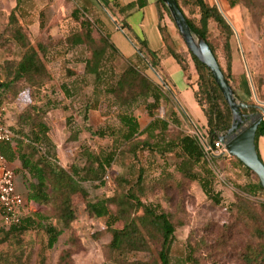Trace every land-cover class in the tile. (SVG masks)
<instances>
[{
    "label": "rangeland",
    "instance_id": "1",
    "mask_svg": "<svg viewBox=\"0 0 264 264\" xmlns=\"http://www.w3.org/2000/svg\"><path fill=\"white\" fill-rule=\"evenodd\" d=\"M206 1L216 4L232 28V82L240 100L255 108V112L244 110L243 113L264 116V0H242L241 4L235 6L238 19L233 17L232 10L224 11L219 0ZM16 4L15 17L28 43L33 47L40 43L44 50L40 58L48 72V79L42 87L29 89L33 104L43 114L44 124L46 117L49 152L54 154L57 163L68 168L76 157L74 164L81 167L84 157L80 154L88 152L104 155L114 151L107 175L134 182L142 168L147 188L142 200L158 203L171 214L175 225L171 264H182L189 256L187 243L195 246V257L200 264H243L241 254L244 247L252 242L251 230L254 224L250 217L237 213L232 204L236 194L243 196L247 212L257 218L258 225L264 227V213L258 209L259 204H264V195L247 193V189L258 182L257 177V181L254 177L256 175L227 154L208 160V166L202 165V168L212 173L213 192L221 198L219 205L206 200L197 183H186L182 190L174 186L165 192L160 190L154 184L160 170L165 164L166 172H171L180 159L174 153H168L164 158L148 151H137L131 155L128 144L121 138L122 128L115 119L117 112L127 106L121 109L104 92L106 85L114 82L128 66H133L159 89V102L150 112L145 107L146 102H153L150 97L145 103L139 101L129 106L140 130H143L149 118H153L151 115L169 123L175 119L178 124H169V134L189 135L196 137L200 144H207V128L201 130L196 120H204V116L193 98L196 74L189 56L186 55V59L190 71H182L186 85L181 99L165 86L159 70L151 68L149 61L138 55V48L133 52L130 42L111 33L117 23L114 13L99 0H18L17 3L16 0H0V33L5 29L8 15ZM180 7L186 18L192 20L194 15L189 9L181 4ZM163 18L168 25L166 30L169 36L171 33L176 42V49L185 54L187 49L173 22L165 15ZM83 26L90 30L93 48L104 51L100 68L101 83L96 81L94 74L85 73V61L89 58L87 45L71 46L67 42L72 36L82 34ZM210 42L219 66L226 72L221 42L216 33H212ZM135 43L137 47L138 42ZM144 51L149 52L145 46ZM22 53L23 49L6 36V43L0 46V83L6 78L4 64L19 61ZM27 88L23 83H13L7 90L0 92V112L5 125L10 128L19 129L16 125L17 116L30 102ZM22 130L27 132L26 128ZM100 130L106 132L105 137L97 135ZM155 140L153 138L151 142ZM256 145L264 162V137L258 138ZM42 149L45 150V146ZM99 184V181L82 183L88 200L112 195V186ZM15 188L17 193L23 192L21 178L17 175ZM72 204L74 220L67 228L53 220L51 207L33 205L27 208L50 218L48 222L62 231L54 247L45 255L44 264H113L106 250L109 241L105 231L106 220L89 216L79 194L72 196ZM114 227H119V224ZM225 230L229 231L225 234ZM40 251L35 245L29 247L26 253L30 257L26 264L41 263L40 259L39 263L37 260ZM148 257V254H137L131 258L146 261Z\"/></svg>",
    "mask_w": 264,
    "mask_h": 264
},
{
    "label": "trees",
    "instance_id": "2",
    "mask_svg": "<svg viewBox=\"0 0 264 264\" xmlns=\"http://www.w3.org/2000/svg\"><path fill=\"white\" fill-rule=\"evenodd\" d=\"M241 1L227 0V3L230 8H234L239 3L241 4ZM17 2L18 0H16ZM99 2L105 8H109L105 0H99ZM175 2L179 6L181 4L183 7H187L189 12L194 15L192 20L185 17L189 28L207 43L217 60L215 49L210 42L212 33H216L221 42V51L226 64V72L219 66L220 70L234 96L241 101L230 73V41L233 36L231 26L217 6L209 4L206 0H175ZM156 4L160 20L165 15L172 23L162 3L156 0ZM17 5L9 13L7 25L0 33V46L6 43V36H8L23 49V53L19 61L4 64L6 78L0 83V92L7 90L13 83H23L29 90L30 102L16 119L19 129L8 127L13 135L10 144H14L15 153L3 152V157L7 162L12 160L19 162V167L12 170L15 179L16 175L21 178L23 192L20 193L21 195L18 194L23 199L24 213L16 224L7 228L0 227V264H26L30 257L26 252L32 245H35L38 250H42L38 254L37 260L39 263L40 259L41 263L39 264H44L45 255L54 247L62 231L48 222L50 218L40 216L36 211L27 209L28 205L33 202L41 207H51L53 220L67 228L74 220L72 196L76 194L81 196L89 216L106 220L105 231L109 235L106 250L109 254L108 259L113 264H171L175 225L171 214L158 203H146L142 200L147 190L144 185L142 168L139 170L136 180L130 182L121 177L107 175L111 169L114 151L104 155L79 153L81 157H84L83 165L77 167L74 164L77 160L75 157L68 168L58 164L54 154L49 152L48 128L43 122V114L40 109L36 104H33L30 93V89L42 87L48 79V72L40 58L44 50L40 43H37L36 47L28 43L23 29L18 25L15 17ZM83 29L82 34L72 36L67 39V42L71 46L87 45L89 58L85 61V73L94 74L96 81L101 83L100 68L104 59V51L101 48H93L90 30L84 26ZM121 29H126V25H121ZM159 32L167 55L176 61L183 72L190 70L186 55L192 61L196 74L193 97L205 118L208 144L212 146L217 141L216 134L225 133L230 128V111L206 68L189 52L186 51L185 54L179 52L164 26L159 27ZM137 48L138 55L145 57L149 61L150 67L158 70L155 55L144 51L142 42H138ZM104 92L110 95L121 109L127 106L124 110L117 112L115 119L122 128L121 138L125 144H128V152L131 155L137 151H148L164 158L166 154L174 153L180 159L179 163L173 166L171 172H166L167 168L163 163L164 167L160 170L159 178L154 183L160 190L165 192L171 186L182 190L186 183H197L206 200L214 205L220 204L219 194L214 193L212 189V173L209 169L202 168V165L208 166L209 161L196 137L179 133L169 134V124L176 125L178 124L177 120L172 119L169 123L165 119L154 118L153 115H151L153 120L148 126L144 130H140L138 121L129 106L139 101L145 103V100L150 97L153 102H146L145 106L150 112V109L157 106L159 102V89L156 86L133 66H128L114 82L105 86ZM247 111L255 112V108L248 105ZM23 128H26L27 132H24ZM155 130L158 131L155 132ZM97 135L105 137L106 132L100 130ZM142 136L144 138L139 139ZM260 137H264L263 121L257 127L254 139L258 157L256 143ZM153 138L156 140L151 142ZM43 146H45V150L42 149ZM79 154L77 155L79 156ZM236 162L242 166L237 160ZM105 176L108 177V183L104 181ZM254 177L256 179V176ZM95 181H99V185L102 186H106V183L112 186V195L94 201L88 200L87 192L81 185L85 182L93 183ZM247 193L264 195L258 182L248 188ZM234 197L235 201L232 207L237 213L250 217L254 224L251 230L252 242L244 247L241 254L242 262L243 264H264V227L258 225L257 218L247 212L243 196L236 194ZM258 209L260 213H264V204H259ZM116 224H119V227H114ZM228 231L225 230V234ZM187 249L189 256L183 260L182 264H200L195 257V246L187 243ZM137 254H148L149 257L146 261L131 258Z\"/></svg>",
    "mask_w": 264,
    "mask_h": 264
},
{
    "label": "water",
    "instance_id": "3",
    "mask_svg": "<svg viewBox=\"0 0 264 264\" xmlns=\"http://www.w3.org/2000/svg\"><path fill=\"white\" fill-rule=\"evenodd\" d=\"M159 1L166 8L187 51L206 68L213 78L230 111V128L225 133H217L216 138L222 141L228 155L236 158L256 175L258 185L264 191V164L257 155L254 143L256 129L262 122V116L258 114L252 116L248 112L243 113L244 110H248V106L234 96L207 43L191 31L185 14L175 0ZM227 23L229 24L228 21Z\"/></svg>",
    "mask_w": 264,
    "mask_h": 264
},
{
    "label": "crops",
    "instance_id": "4",
    "mask_svg": "<svg viewBox=\"0 0 264 264\" xmlns=\"http://www.w3.org/2000/svg\"><path fill=\"white\" fill-rule=\"evenodd\" d=\"M105 1L108 3L109 8H111L112 12L114 13L115 16L114 19L117 22L114 30L111 33L112 34L116 33L117 35L123 37L128 42H130V44L134 49L133 52H135L137 48L135 42H142L146 47V49L155 55L158 63L157 67L160 74H162L164 78L165 86L169 90L174 92L177 98L179 97L182 99L183 98L182 93H184L186 84L183 80L182 70L180 69L179 65L171 56L169 55L167 56V53L165 51L163 41L159 32V27L164 26L166 29H168V25L164 18L160 20L159 10L156 4V0H140V3L139 0H105ZM219 1L224 11L232 10L233 17L235 19L236 18L238 19L239 16L235 10V7L230 8L227 3V0H219ZM121 25H126V29H121ZM170 37L173 40V42L176 43L172 38L171 33H170ZM178 51L181 52L180 49ZM195 80L193 81L194 89H195ZM190 111L192 112V114H194L192 108L190 109ZM152 120L153 118L148 119V122L145 124L143 130L148 126V124ZM196 120L199 123L201 130H203L205 127L207 128L205 118L204 120L201 121L198 118H196ZM44 121L45 124L47 125L46 117L44 118ZM1 151H2V155L3 152H7V154H9V152L11 154H14L15 153L14 144H10V143L4 144L2 146ZM257 151L259 157L261 158V161L263 162L258 146H257ZM7 163L12 169L19 167V162L17 160H12L11 162H7ZM33 205L36 206V204L30 202L28 206L32 207ZM0 227H2L1 220H0Z\"/></svg>",
    "mask_w": 264,
    "mask_h": 264
},
{
    "label": "built area",
    "instance_id": "5",
    "mask_svg": "<svg viewBox=\"0 0 264 264\" xmlns=\"http://www.w3.org/2000/svg\"><path fill=\"white\" fill-rule=\"evenodd\" d=\"M263 117L262 115V121ZM12 138L13 135L5 125L3 115L0 112V220L4 228L16 224L24 213L23 199L16 192L13 170L1 152V147L4 144H9ZM202 147L208 160L227 155L224 145L219 139L212 146L207 143L203 144ZM104 179L108 183V177L105 176Z\"/></svg>",
    "mask_w": 264,
    "mask_h": 264
},
{
    "label": "flooded vegetation",
    "instance_id": "6",
    "mask_svg": "<svg viewBox=\"0 0 264 264\" xmlns=\"http://www.w3.org/2000/svg\"><path fill=\"white\" fill-rule=\"evenodd\" d=\"M248 106V105H247ZM263 123H264V121H263Z\"/></svg>",
    "mask_w": 264,
    "mask_h": 264
}]
</instances>
